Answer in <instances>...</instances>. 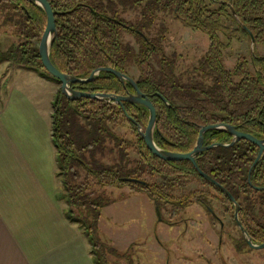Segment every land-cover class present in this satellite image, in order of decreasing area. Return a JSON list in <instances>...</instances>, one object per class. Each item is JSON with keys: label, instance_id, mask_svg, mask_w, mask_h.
Here are the masks:
<instances>
[{"label": "trees", "instance_id": "16d2710c", "mask_svg": "<svg viewBox=\"0 0 264 264\" xmlns=\"http://www.w3.org/2000/svg\"><path fill=\"white\" fill-rule=\"evenodd\" d=\"M49 1L56 12L58 29L50 50L54 65L62 72L80 78H88L100 67H113L129 75V67L135 65L140 72L135 79L139 88L151 97L158 110L155 141L162 149L190 152L197 144L201 127L219 123L231 124L238 130L264 139V57L253 56L252 63L246 56H241L237 65L229 69L224 63V43L219 36L221 32L227 33L223 21L229 19L238 24L237 30L242 35L251 39V31L255 42L264 44V0ZM0 8L6 10L7 21L16 26L19 39L7 50L0 47V62L9 61L43 76L48 73L61 84L44 67L36 45V42H41L47 25L44 9L30 0H0ZM130 11H140L141 18L136 21L124 18L123 15ZM161 13L172 14L188 27L208 35V51L200 58L193 75L178 74V57L166 54L162 31L155 36L149 34ZM124 32L137 38L138 49L124 41ZM184 74L189 75L187 80ZM73 87L86 92L116 95L135 91L129 82L124 85L112 72H101L93 81L75 83ZM54 106L53 137L62 168L59 175L66 176L64 182L70 206L90 197L86 193L88 183L74 187L67 179L78 176L73 168L79 165L89 175L95 176L101 185L139 184L158 205L171 200L173 189L185 188L189 182L199 179L215 190L219 197L203 189L193 191L179 201L178 208L198 202L211 209L213 206L209 199H214L235 217L236 206L232 199L221 187L205 179L192 161H167L148 148L139 132V126L145 129L149 122L146 107L86 97L70 100L61 90ZM81 119L84 123L80 122ZM121 122L131 125L141 155L140 161L130 169L127 164L131 161L127 160V147L122 145V141L117 144L121 161L125 162L123 165L104 166L97 159L98 154L105 153L108 140H119L110 125ZM233 138L229 132L210 130L205 134V144H229ZM259 153L258 145L241 139L232 146L220 145L201 153L197 162L205 173L234 196L240 204L242 225L254 243L263 244L264 152L257 161ZM145 173L160 175L163 181L145 186L122 180ZM102 206L99 203L95 206L97 216ZM67 216L78 220L72 209H68ZM83 223L91 236L96 262L106 264L104 254L98 252L101 244L93 236L92 226L88 225L86 218Z\"/></svg>", "mask_w": 264, "mask_h": 264}, {"label": "rangeland", "instance_id": "374dc122", "mask_svg": "<svg viewBox=\"0 0 264 264\" xmlns=\"http://www.w3.org/2000/svg\"><path fill=\"white\" fill-rule=\"evenodd\" d=\"M123 17L136 21L141 18V13L130 11ZM223 22L227 33L224 35L221 32L219 35L225 43L224 61L227 68L233 69L240 55H245L250 61L253 54L264 55V45L252 43L246 35L243 36L237 30L239 26L235 21L225 19ZM16 29L13 22L7 21L6 10L0 8L1 49L7 50L19 41ZM160 31L165 35L163 46L166 54H175L178 57V74L193 75L200 58L209 48L208 36L202 31L188 27L174 15L166 13L160 14L149 34L155 36L160 34ZM234 34L241 37H232ZM124 41L131 43L136 49L139 48V41L131 33L124 32ZM39 44L40 42H36L38 47ZM18 67L20 66L6 61V78H12L14 82L16 77L34 75L24 71L18 73ZM128 73L136 80L140 75L135 65L129 67ZM188 74H184L186 80ZM45 75L57 86L48 84L50 88L43 91L44 88L34 81L29 80V83L25 84L37 87V92L44 98L51 92L54 114V102L61 90V84L48 73ZM39 107L42 108L43 105ZM80 122L84 123V120L81 119ZM51 126L53 133L54 116ZM110 127L119 140H108L105 153L98 154L97 159L104 166L123 165L125 162L121 161L120 147L117 144L122 141V145L127 147V160L131 161L127 167H135L141 155L131 125L121 122L111 124ZM86 155L91 160L89 153ZM61 170L60 167L59 171ZM73 172L78 173V176L67 177L70 184L76 187L88 183L86 193L90 194V197L78 204H69V209L76 214V219L82 227L85 218L88 225L92 226L91 232L101 244L98 252L104 254L106 264H264V248H254L247 242L236 217L227 212L220 201L209 199L213 206L211 209L198 202L178 208L179 201L193 191L203 189L219 197L215 190L199 179L189 182L185 188L173 189L172 194L170 192L171 200L162 201L158 205L139 184L105 186L99 184L95 176L89 175L83 166L75 165ZM62 178L66 179V176ZM137 178L148 182V185L163 181L160 175L150 173ZM98 203L103 205L99 216L95 213ZM257 213L260 214L258 211Z\"/></svg>", "mask_w": 264, "mask_h": 264}, {"label": "crops", "instance_id": "0c3cea01", "mask_svg": "<svg viewBox=\"0 0 264 264\" xmlns=\"http://www.w3.org/2000/svg\"><path fill=\"white\" fill-rule=\"evenodd\" d=\"M18 68L34 75L13 82L0 62V264H98L91 236L67 216L51 92L44 98L26 85L31 80L44 91L57 84Z\"/></svg>", "mask_w": 264, "mask_h": 264}, {"label": "water", "instance_id": "95a60500", "mask_svg": "<svg viewBox=\"0 0 264 264\" xmlns=\"http://www.w3.org/2000/svg\"><path fill=\"white\" fill-rule=\"evenodd\" d=\"M32 2H35L36 4L40 5L47 15V25L45 28V31L43 33L41 42L39 44V53L43 62L44 67L46 70L55 78H57L61 82V90L64 95H66L70 100H77L83 97L90 98V99H99V100H109L113 103H119L122 104L124 102H129L133 104H138L146 107L149 110V122L146 127V129H143L141 126H139V132L142 136V138L145 140L148 148L159 158L167 160V161H182V160H190L193 162L195 167L198 169L200 174L210 182L214 183L215 185L221 187L225 193L232 199L236 206L235 210V217L236 220L245 234V238L247 242L254 248H264L263 244H256L254 243L252 237L249 235L246 228L242 225L240 219H239V212H240V204L236 201L234 196L220 183H218L214 178H212L210 175L205 173L199 166L197 162V157L216 146H232L237 141L241 139H247L255 143L260 147V153L257 158V161L261 157V155L264 152V139H259L256 136H254L251 133H247L244 131H240L236 129L235 126L228 124V123H219V124H210L201 127L199 138L197 141L196 146L194 149L190 152L181 153V152H174L162 149L159 147L155 141V130L158 123V110L155 104L153 103L150 96H148L146 93H144L138 86L137 81L128 75L127 73H124L116 68L113 67H100L93 71L91 75L88 78H80L75 75L67 74L62 72L60 69H58L54 63L52 62L51 56H50V50L51 46L58 36V29H57V23H56V12L54 11L51 3L49 0H30ZM246 29H248L245 25H243ZM249 31V30H248ZM250 35L252 37V43H255V38L251 31ZM101 72H112L115 74L125 85L126 82H129L135 89V92H128L127 95H116L112 93H92V92H86L79 89H75L73 85L75 83H87L93 81ZM165 101L166 98H164ZM210 130H222L229 132L234 136V141L231 144L227 143H215L211 145L205 144V134L206 132ZM123 181L127 182H137L141 183L142 185L148 186V182L144 180H140L137 178L127 177L123 178ZM251 182V180H250Z\"/></svg>", "mask_w": 264, "mask_h": 264}, {"label": "flooded vegetation", "instance_id": "af4514ba", "mask_svg": "<svg viewBox=\"0 0 264 264\" xmlns=\"http://www.w3.org/2000/svg\"><path fill=\"white\" fill-rule=\"evenodd\" d=\"M202 32H203V31H202ZM205 34H206V33H205ZM206 35H207V34H206ZM224 35H226V34H224ZM234 35H235V36H234ZM234 35H233L232 37H235V38H237V39H239V38L241 37L240 35H239V36L236 35V34H234ZM207 36H208V35H207ZM219 36H220V35H219ZM229 36H230V35H229ZM243 36H244V35H243ZM230 37H231V36H230ZM232 37H231V38H232ZM250 37H251V35H250ZM208 38H209V37H208ZM248 38H249V37H248ZM220 39H221V37H220ZM250 40H251V42H252V37H251ZM221 41L224 43V41H223L222 39H221ZM255 43H256V42H255ZM209 44H210V41H209ZM256 44H263V43H256ZM224 45H225V43H224ZM263 45H264V44H263ZM207 51H208V50H207ZM223 53H224V48H223ZM241 56H245V55H240V56L238 57L237 62H236V65H237L238 60H239V58H240ZM253 56H263V57H264V55H258V54H253ZM253 56H252V57H253ZM252 57H251V61H250L249 59H248V60H249L250 62L253 63V59H252ZM224 63H225V61H224ZM236 65H235V66H236ZM225 66H226V65H225ZM134 92H135V91H134ZM240 131H241V130H240ZM233 137H234V136H233ZM233 141H234V138H233ZM233 141H232V142H233ZM239 141H240V140H239ZM232 142H231V143H232ZM237 142H238V141H237ZM231 143H229V144H231Z\"/></svg>", "mask_w": 264, "mask_h": 264}]
</instances>
